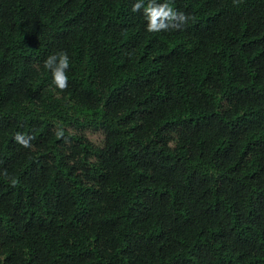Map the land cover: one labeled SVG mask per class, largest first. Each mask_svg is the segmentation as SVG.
<instances>
[{"label":"trees","instance_id":"1","mask_svg":"<svg viewBox=\"0 0 264 264\" xmlns=\"http://www.w3.org/2000/svg\"><path fill=\"white\" fill-rule=\"evenodd\" d=\"M134 2L0 0V264H264V0Z\"/></svg>","mask_w":264,"mask_h":264},{"label":"clouds","instance_id":"2","mask_svg":"<svg viewBox=\"0 0 264 264\" xmlns=\"http://www.w3.org/2000/svg\"><path fill=\"white\" fill-rule=\"evenodd\" d=\"M143 9V18L146 21V31L160 32L170 28H178L180 23L186 22L188 17L182 12H177L168 0H135L131 11L140 12ZM44 67L51 74V82L58 89L68 87L70 56L67 51L61 50L46 57ZM15 139L24 146H28L29 138L17 132ZM14 182V181H13Z\"/></svg>","mask_w":264,"mask_h":264},{"label":"rangeland","instance_id":"3","mask_svg":"<svg viewBox=\"0 0 264 264\" xmlns=\"http://www.w3.org/2000/svg\"><path fill=\"white\" fill-rule=\"evenodd\" d=\"M94 139H95V137H94Z\"/></svg>","mask_w":264,"mask_h":264}]
</instances>
